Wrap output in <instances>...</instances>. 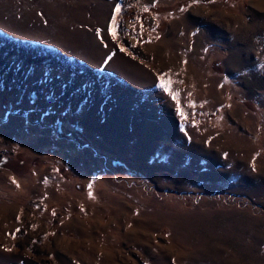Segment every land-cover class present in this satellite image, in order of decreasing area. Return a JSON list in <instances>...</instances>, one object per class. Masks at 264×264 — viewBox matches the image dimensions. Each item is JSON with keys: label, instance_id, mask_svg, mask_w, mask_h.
<instances>
[{"label": "rangeland", "instance_id": "374dc122", "mask_svg": "<svg viewBox=\"0 0 264 264\" xmlns=\"http://www.w3.org/2000/svg\"><path fill=\"white\" fill-rule=\"evenodd\" d=\"M263 29L264 0H0V264H264Z\"/></svg>", "mask_w": 264, "mask_h": 264}, {"label": "snow or ice", "instance_id": "6c2138e0", "mask_svg": "<svg viewBox=\"0 0 264 264\" xmlns=\"http://www.w3.org/2000/svg\"><path fill=\"white\" fill-rule=\"evenodd\" d=\"M196 2H198V0H193V3H196ZM209 2H212V0H209ZM119 11H120V7L117 6L114 9V14H113V17H112V24L109 27V31L113 35V38L114 39H115V24H116V16H115V13H118ZM181 11H184V9H181ZM193 35H195V33H193ZM121 50L123 51L124 49L122 48ZM205 51H207V49H205ZM169 84H170V81L168 83H165L164 78L163 77H160L159 87L162 88L164 91L169 92L170 94H172L170 92V89H169ZM173 99H175V95L174 94H173ZM177 111L180 112V109L177 108ZM180 114L183 115L182 112ZM89 195L91 196V193H89Z\"/></svg>", "mask_w": 264, "mask_h": 264}, {"label": "bare ground", "instance_id": "6f19581e", "mask_svg": "<svg viewBox=\"0 0 264 264\" xmlns=\"http://www.w3.org/2000/svg\"><path fill=\"white\" fill-rule=\"evenodd\" d=\"M255 17V16H254ZM253 18V17H252ZM254 20V19H253ZM189 24H196V21L195 20H193L192 19V17L190 16V17H185V19L184 18H182L181 20H180V26L181 27H183V26H188ZM246 30V29H245ZM264 30V29H263ZM230 35V34H229ZM235 37V36H234ZM241 39V38H240ZM233 41V40H232ZM240 41V40H239Z\"/></svg>", "mask_w": 264, "mask_h": 264}]
</instances>
